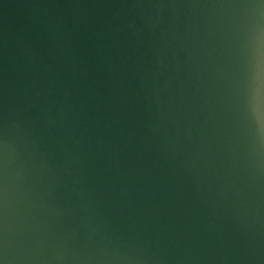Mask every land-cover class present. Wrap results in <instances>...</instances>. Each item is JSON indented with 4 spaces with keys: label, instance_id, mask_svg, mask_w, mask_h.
Masks as SVG:
<instances>
[{
    "label": "water",
    "instance_id": "95a60500",
    "mask_svg": "<svg viewBox=\"0 0 264 264\" xmlns=\"http://www.w3.org/2000/svg\"><path fill=\"white\" fill-rule=\"evenodd\" d=\"M0 264H264V0H0Z\"/></svg>",
    "mask_w": 264,
    "mask_h": 264
}]
</instances>
